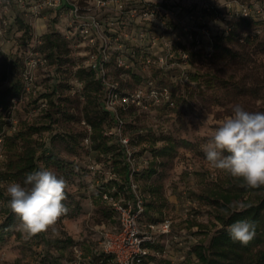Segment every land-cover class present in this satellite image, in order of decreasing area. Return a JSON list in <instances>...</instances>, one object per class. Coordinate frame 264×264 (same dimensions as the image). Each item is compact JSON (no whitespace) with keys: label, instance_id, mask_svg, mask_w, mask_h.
Returning a JSON list of instances; mask_svg holds the SVG:
<instances>
[{"label":"rangeland","instance_id":"rangeland-1","mask_svg":"<svg viewBox=\"0 0 264 264\" xmlns=\"http://www.w3.org/2000/svg\"><path fill=\"white\" fill-rule=\"evenodd\" d=\"M130 9L136 13L105 14L111 38L104 72L84 66L88 58L68 43L59 62L36 72L32 85L25 83L24 65L0 84V98L18 81L24 88L3 116L0 227L6 231L0 234V264H108L96 252L104 229L116 224L98 190L109 175H94L90 167H104L110 158L133 174L147 200V220L174 223L172 235L151 249L150 264H197L196 248H208L228 229L229 217L246 209L238 202L257 206L264 200V188L242 194L243 181L212 169L200 148L234 104L264 111V0H147ZM243 19L251 27L241 25ZM0 50L24 59L28 44L4 39ZM80 69L95 80L119 83L118 99H110L113 89L106 84L95 98ZM152 83L159 100L130 97ZM96 117L104 119L102 130L114 148L109 155L93 148L88 118ZM29 148L37 152L38 170L51 169L68 183V212L55 236L26 238L6 206L7 183L23 184L28 174L21 167Z\"/></svg>","mask_w":264,"mask_h":264},{"label":"built area","instance_id":"built-area-1","mask_svg":"<svg viewBox=\"0 0 264 264\" xmlns=\"http://www.w3.org/2000/svg\"><path fill=\"white\" fill-rule=\"evenodd\" d=\"M137 2L147 4V0H0V40H26L28 50L23 63L27 86L34 83L36 72H47L51 67L49 59L41 51L42 40L50 34L62 36L76 50L85 54L88 62L84 66L92 71L104 72L110 58L111 38L107 25L109 19L105 14L112 11L129 15L136 13L128 9ZM104 84L113 89L110 99H118L120 84ZM152 85L147 92L139 90L135 94L129 93L130 97L137 98L138 102L146 95L159 100V92L155 87L150 88ZM123 97V100H130L127 96ZM106 163L104 167L92 165V173L95 175L102 171L109 175L102 185L121 183L112 163ZM126 191L128 196L124 194ZM124 193H120L116 186L101 189L104 203L114 211L116 224L104 229L101 249L96 256L102 263L144 264L151 255V247L156 246L162 237L172 235L174 223L170 218L160 222L147 220V200L134 181L133 174Z\"/></svg>","mask_w":264,"mask_h":264},{"label":"clouds","instance_id":"clouds-1","mask_svg":"<svg viewBox=\"0 0 264 264\" xmlns=\"http://www.w3.org/2000/svg\"><path fill=\"white\" fill-rule=\"evenodd\" d=\"M214 23L223 27L220 21ZM200 148L212 169L242 180L248 188H264V111H248L234 104ZM67 190L63 177L42 168L26 174L23 184L7 183L4 195L8 197L6 206L20 220L19 228L30 238L37 234L58 235V222L68 212L64 203ZM235 206L250 207L244 202ZM256 227L254 221L243 219L227 230L233 241L247 245L256 237Z\"/></svg>","mask_w":264,"mask_h":264},{"label":"trees","instance_id":"trees-1","mask_svg":"<svg viewBox=\"0 0 264 264\" xmlns=\"http://www.w3.org/2000/svg\"><path fill=\"white\" fill-rule=\"evenodd\" d=\"M241 25H247L251 27V22L248 19H243L240 21ZM253 27V26H252ZM41 51H48V54L45 53L46 57L49 59L50 64L54 65L55 62H59L57 58L62 54V50L64 47L68 48V42L65 41L62 36L58 34H50L44 37L42 40ZM218 45V44H216ZM217 49H221V47H217ZM56 59V60H55ZM24 59L20 57V59L13 60L7 55H5L0 50V84L6 83L14 73L23 68ZM81 76L87 77V87L91 88L95 93L96 97H99L100 94L102 96L104 87V83L102 80H95V75L92 72H89L85 69H80ZM138 82H140V78H137ZM152 87H154V83H152ZM165 90L167 87L165 86ZM133 90V89H132ZM23 85L20 81L12 84L10 88H8L0 98V107L2 108V112L0 113V139L2 142L6 137L4 136L5 130V118L3 117L5 113L13 106V101L15 99H19L23 95ZM104 119L101 117H96V119L88 118V124L91 126V140L93 144V148L96 151L102 152L106 155H109L113 152V147L109 145L108 139L105 137V134L102 130ZM36 150L34 148H29L25 152L24 165L22 170L30 173L34 170H38L36 164ZM49 160L56 164V159L52 156L49 157ZM107 161H110L115 168L117 175L121 178V183H110L108 185H101L99 187V194L101 195V189L106 187L108 189L116 186L120 193H124V188L128 186L131 172L128 169L126 164L124 169L120 171L117 169V164L115 161L110 158ZM124 172V176L121 174ZM154 172V171H153ZM103 182V180H102ZM253 189L243 186L241 190L242 194L252 191ZM128 196L127 191L124 193ZM222 199L226 201L227 204L231 203V195L225 194L222 195ZM226 204V205H227ZM110 207V206H109ZM148 215V205L146 203ZM112 210V208L110 207ZM113 215L115 217L114 211L112 210ZM248 219L254 221L257 225L256 227V237L247 245H242L239 242L233 241L229 235L228 230H225L219 233L212 239V242L208 248L199 246L196 248L195 252L197 254L198 263L197 264H264V200L257 206L247 207L244 211L233 213L227 222L224 223L226 228L229 225L233 224L236 221ZM153 222H156L153 220ZM5 228V229H4ZM6 231V227H0V234ZM155 246L151 247L152 249ZM151 256V255H150ZM150 258V257H149ZM149 258L147 261H144V264H150Z\"/></svg>","mask_w":264,"mask_h":264}]
</instances>
